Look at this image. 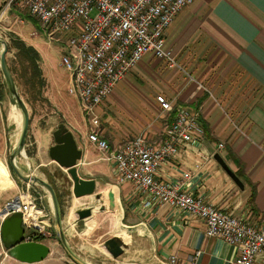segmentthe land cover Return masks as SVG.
Listing matches in <instances>:
<instances>
[{"label": "crops", "instance_id": "obj_1", "mask_svg": "<svg viewBox=\"0 0 264 264\" xmlns=\"http://www.w3.org/2000/svg\"><path fill=\"white\" fill-rule=\"evenodd\" d=\"M166 40L179 69L149 54L102 106L90 114L80 108L84 123L68 122L83 151L78 173L82 179L95 180L97 188L112 186L114 207L118 199L129 218L138 220L128 231L141 234L142 242L150 244L153 253L146 264H170L171 257H176L173 264H235L237 250L220 238L209 237L204 222L169 206L142 209L130 185L115 184L113 163L88 137L97 133L117 149L146 132L149 142L156 145L163 141L176 113L184 109L199 112L203 139L181 149L160 168L158 177L176 184L189 172L191 178L183 181L186 191L263 227L264 0H194L177 16ZM161 97L173 103V110L157 118ZM65 112L72 115V110ZM20 158L26 167L31 165L26 151ZM35 187L13 179L7 163L0 159V264H28L4 249L1 226L6 204L29 192H36L40 204L47 208L45 197ZM101 201L108 206L107 201ZM92 205L95 216L99 204L92 199ZM94 216L80 228L73 222L72 231L76 233L78 227L82 235L92 233L97 224ZM49 234L37 241L50 248L49 256L33 264H75L60 251L51 230ZM254 264H264V257Z\"/></svg>", "mask_w": 264, "mask_h": 264}, {"label": "built area", "instance_id": "obj_2", "mask_svg": "<svg viewBox=\"0 0 264 264\" xmlns=\"http://www.w3.org/2000/svg\"><path fill=\"white\" fill-rule=\"evenodd\" d=\"M194 0H10L27 10L51 41L63 43L61 65L70 73L69 92L90 114L102 106L116 87L149 54L164 60L171 68H180L166 33L177 16ZM182 70V69H181ZM161 113L173 110V103L159 98ZM204 137L199 112L184 109L176 113L160 144H151L141 134L123 146L112 149L97 133L89 141L114 165L118 186L130 185L141 208H170L204 222L206 234L220 238L237 250L235 264H254L264 257V226L257 227L189 193L184 180L171 184L158 177L160 168L181 149L198 144ZM6 217L21 213L26 242L49 237L53 227L52 210L40 206L27 193L9 201ZM176 262L171 257L170 264Z\"/></svg>", "mask_w": 264, "mask_h": 264}, {"label": "rangeland", "instance_id": "obj_3", "mask_svg": "<svg viewBox=\"0 0 264 264\" xmlns=\"http://www.w3.org/2000/svg\"><path fill=\"white\" fill-rule=\"evenodd\" d=\"M9 2L10 0H0V36L9 44L8 64L19 94L25 101L30 114V128L25 151L30 161L31 169H29V166L26 167L25 162L21 158H18L23 171L33 173V175L39 176L53 185L59 197L67 241L71 249L82 259L90 264L148 263L149 254L153 253L150 250V244L145 241L142 242L141 234L128 231L132 229V225L137 224L138 220L129 218L128 210L125 205L122 208L121 201H118V199L117 206L114 207V202H111V200H114V194L110 192L114 188L111 186L107 189L100 185L93 197L78 198L79 203L77 205L72 191L73 181L67 172L55 162L50 161L49 149L55 144L54 132L61 124L68 128V122L70 121L77 124L84 123L80 111L82 107L78 98L69 92L70 73L61 65L63 43L58 40H49L43 34L40 23L27 10L20 9L14 4L10 6ZM23 47L30 50L37 59V64L41 70L40 77L35 75L34 67L30 60L17 49H23ZM0 49H2L1 45ZM12 105L17 104L10 95L0 70V159L7 163L13 179L22 182L10 168L8 160L11 149L10 140L18 135L17 140L19 141L22 129V127L19 128L15 125L13 121L11 116ZM66 110H72V115L68 117ZM161 114L160 112L157 118L161 117ZM142 134L146 135V132ZM22 154L25 156V152ZM38 164L46 166L39 167ZM41 172L45 173V177L42 176ZM35 186L36 190L45 197L44 204L47 209L53 211L50 194L41 186ZM30 194L39 202L36 198L38 197L36 192H31ZM97 194L101 196L103 201L109 203L107 210L101 212L99 209L98 213L95 214L94 219L97 224L95 230L92 228L85 231L90 233L94 230L88 235L79 233V228L83 222H78L76 218L79 228L77 227V232L75 233L71 229L75 223L73 218V214L76 213L75 208L78 207L77 210H80L90 207L92 199L99 204L100 208L104 204L102 201H97ZM115 195H117L116 191ZM40 205L43 206L42 204ZM135 227L137 228L138 226ZM50 230L53 233V238L56 239L60 246V251L65 257L69 258L58 240L54 221ZM114 237H119L126 244L124 254L118 259L111 257L103 248V244Z\"/></svg>", "mask_w": 264, "mask_h": 264}, {"label": "water", "instance_id": "obj_4", "mask_svg": "<svg viewBox=\"0 0 264 264\" xmlns=\"http://www.w3.org/2000/svg\"><path fill=\"white\" fill-rule=\"evenodd\" d=\"M0 45L2 52L0 53V70L4 76L10 95L16 101L22 114L21 135L15 149L8 155L9 166L16 174L19 180L30 186H41L50 194L52 209L54 214V224L58 240L70 260L75 264H90L89 262L78 256L70 247L65 229L63 227V219L59 197L52 184L33 173L25 172L18 168L15 161L25 152L26 141L30 128V114L25 101L22 99L11 69L8 64L7 55L9 52V44L0 36ZM54 146L49 149V156L61 169H63L73 181V195L75 198L90 197L96 194L97 184L93 179H82L78 173V163L83 158V151L79 149L76 139L71 131L61 124L54 132ZM31 169V165H29ZM97 201L101 202V196L96 195ZM100 211L107 210L105 205L100 206ZM77 221H83L92 217L91 207L83 208L76 211ZM1 241L4 249L12 258L28 264L39 263L47 259L50 254V248L37 242H26L25 228L23 226V218L21 213H14L5 218L1 226ZM104 250L114 259L122 256L126 249V244L119 238L114 237L107 240L103 244Z\"/></svg>", "mask_w": 264, "mask_h": 264}, {"label": "bare ground", "instance_id": "obj_5", "mask_svg": "<svg viewBox=\"0 0 264 264\" xmlns=\"http://www.w3.org/2000/svg\"><path fill=\"white\" fill-rule=\"evenodd\" d=\"M2 52V49H0V53ZM11 114L13 116V121L15 123V125H17L19 128L22 127V114H21V111L20 109L17 107V105H12L11 106ZM19 132V131H18ZM17 134V133H16ZM20 135V134H19ZM19 137L18 135H16L15 137H13L11 140H10V144H11V149H10V152H12L15 147L17 146L18 144V138ZM20 157H25L23 154L20 156ZM15 164L18 166L19 169L23 170V168L21 167L18 159L15 161ZM23 166V165H22ZM25 170V169H24ZM90 197H93V196H90ZM77 199V198H76ZM91 209H92V217L94 216V211H95V205H91L90 206ZM77 211V210H76ZM92 217L88 218V219H85L83 220L82 222L86 221V220H89L91 219ZM73 218H74V222L75 224L77 225L78 223L76 222V213L73 214Z\"/></svg>", "mask_w": 264, "mask_h": 264}, {"label": "trees", "instance_id": "obj_6", "mask_svg": "<svg viewBox=\"0 0 264 264\" xmlns=\"http://www.w3.org/2000/svg\"><path fill=\"white\" fill-rule=\"evenodd\" d=\"M19 52L23 53V56H26L28 58V60H30V62L32 63L33 67H34V71H35V75L37 76H41V70L37 64V59L35 58V56H33L34 54L30 52V50H27L25 47L22 48H17ZM26 49V50H25ZM37 241H43V238H38L36 239Z\"/></svg>", "mask_w": 264, "mask_h": 264}]
</instances>
